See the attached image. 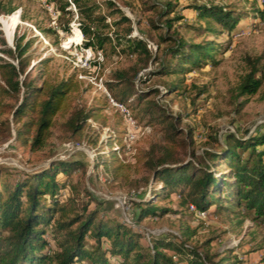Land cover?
<instances>
[{"label": "trees", "instance_id": "trees-1", "mask_svg": "<svg viewBox=\"0 0 264 264\" xmlns=\"http://www.w3.org/2000/svg\"><path fill=\"white\" fill-rule=\"evenodd\" d=\"M47 2L65 16L58 23L64 33L69 31L68 23L74 19L83 46L99 50L105 56L124 51L136 53L132 65L114 70L104 83L115 100L128 108L134 103L148 121L160 125L165 137L164 142H151L133 154L134 166L147 172L150 181L148 196L134 202L138 207L137 221L169 211L156 206L151 195L158 200L178 196L180 204L186 208L192 204L200 211L215 207L234 212L240 208L244 211L243 217H248L252 223L264 221V128L248 132L245 137L228 132L217 149L195 154L191 129L179 128L180 116L171 114L150 98L160 91L135 85V73L149 61L156 62L157 66L147 75L174 76L165 83L163 94L177 92L183 84V76L191 69L215 62L220 44L211 39L186 40L174 31L168 34L173 21L182 18L175 12L177 0L147 5V9L160 7L157 17L162 22L151 20V25L164 28L160 39L168 44L161 58L151 55L143 39L130 35V20L114 0ZM102 5L105 13L101 12ZM183 8L191 9L196 19L204 20L203 27L190 26L197 33L230 35L240 17L234 10L219 4L192 3ZM12 10L9 7L1 12ZM114 14L117 18L112 20L114 28L110 30L106 18ZM23 39L22 35L15 34L12 47H6L5 42L9 41L0 36V46H4L0 47V52L12 59L0 56V116H4L0 118V140L12 133L14 142L32 151L38 150L47 145L51 127L57 125L62 134L77 142L95 143L99 132L108 127L104 112L107 99L103 97V102L84 104L81 101L83 88L75 75L54 78L45 67L47 58L29 65L26 51L30 40ZM245 62L247 70L236 86L238 96L254 94L261 85L259 58L247 56ZM35 68L38 73L32 74ZM203 91L197 89V94ZM115 112L122 118L119 110ZM57 115L62 117L60 122L55 120ZM117 125L109 129L111 134L107 130L106 137L100 141L109 149L107 158L94 164V167L101 164L111 178L126 177L129 172L127 164L111 148L121 140L123 130L118 128L119 120ZM92 133L94 140L89 139ZM184 152L188 155L186 160L180 157ZM221 164L227 171L218 178L215 171ZM79 169H83V164L72 158L52 159L33 172L10 171L0 166V264H180L181 260L184 264H240V260L229 253L214 260L217 256L209 252L208 239L200 250L187 244L192 233L187 229L177 236L167 233L144 237L125 222L101 216L96 209L88 210L93 194L83 188L78 191L75 182L70 180L71 173ZM66 187L70 194L64 197L61 191ZM83 196L85 200L76 210L77 201Z\"/></svg>", "mask_w": 264, "mask_h": 264}, {"label": "rangeland", "instance_id": "rangeland-1", "mask_svg": "<svg viewBox=\"0 0 264 264\" xmlns=\"http://www.w3.org/2000/svg\"><path fill=\"white\" fill-rule=\"evenodd\" d=\"M96 1L102 3V0ZM114 1L115 5L129 18L131 30L135 29L142 39H148L153 43L155 49L150 50L151 55L158 58L163 57V49L168 44L160 39L164 28H154L151 25V20L155 23L162 22V19L157 17V10L160 7L147 9L148 4L162 3L163 0ZM192 3H212L225 6L239 14V21L230 35L225 32L212 34L200 31L197 33L190 26L203 27L205 22L203 19H196V13L191 9L183 8L186 4ZM9 7L13 8L11 12H1ZM101 12H106L104 5L101 6ZM175 12L181 14L182 18L173 21L168 34L176 32L186 40L197 42L202 39H211L220 44L214 56L215 62L191 69L183 76V84L177 92L163 94L165 83L172 80L174 76L147 75L149 70L157 66L156 62L149 61L145 67L139 68L135 73L136 87L140 89L155 87L160 91L159 94L151 95L150 98H154L171 114L180 116L179 128L191 129L192 148L195 154H201L205 149H217L228 132L245 137L248 132L264 128V0H177ZM64 17L47 0H0V36L4 41H9L8 44L5 42L6 47H12L15 34L22 35L23 40L29 39L30 46L26 51L29 56V65L39 59L47 58L45 67L54 78L69 75H75L78 78L80 70L74 68L66 56H71L74 51L73 42L81 39V32L74 19L68 23L67 33L60 30L58 23L63 21ZM116 18L117 14L106 18L110 30L114 28L111 25L112 20ZM214 26L218 28L217 24ZM48 29L54 32L47 31ZM131 36L137 37L136 35ZM0 56L12 60L11 57L1 52ZM247 56L259 58L258 76L261 78V85L254 94L238 96L236 86L247 70L245 62ZM135 60L136 53L127 51L104 55L95 73L101 77L105 85L104 82L111 78L114 70L126 69ZM37 68L32 71V74L38 73ZM79 80L83 88L81 101L84 104L103 102V97L106 98V96L101 89L86 79ZM197 89L204 91L197 94ZM125 106L127 107L126 104ZM128 110L129 115L135 121L133 125H129L123 115L119 118L115 107L107 103L104 112L108 127H104L99 132L95 143L86 140L78 141L83 142L88 150H92V157L83 151L75 150L67 156L71 146H74L77 140L62 134L57 125H54L51 127L47 145L38 150L32 151L27 146L14 142L12 133L0 140V166L10 171L33 172L48 165L52 159L78 160L83 164V169L72 172L70 180L75 182L78 191L83 188L93 194L94 200L88 204V210L96 209L99 215L112 217L121 222H125L127 218L132 224L125 223L144 237L167 233L177 236L187 229L189 233H192L186 243L200 250L201 244L208 239L209 252L217 256L214 260L229 253L231 257L240 260V264H264V221L252 223L248 217H243L244 211L240 208L230 212L211 207L202 215H196L191 213L186 205L180 204L178 196L172 195L158 200L155 199L156 196L151 195L156 206H163L169 211L161 216L137 221L138 207L134 202L148 196L150 181L147 172L138 170L134 166L133 154L141 148H146L151 142H164L165 137L160 125L148 121L147 116L143 115L134 103ZM3 117L0 116V118ZM55 120L60 122L62 117L57 115ZM118 120L120 122L118 128L123 132L120 142L113 143L111 148L117 152L119 159L127 164L129 172L126 177L111 178L101 164L96 167L94 164L102 158H107L106 154L109 149L100 142L101 137H106L107 130L111 134L109 129L116 126ZM90 125L96 128L93 122ZM128 129L133 134V138L125 140ZM10 138L12 141L6 147L1 146ZM89 139L94 140L95 135L90 134ZM180 157L184 160L188 159L185 152L181 153ZM226 171V166L221 164L217 167L215 175L220 178V174ZM7 178L11 180V177ZM61 194L66 197L70 194L69 188L66 187ZM84 200V196L80 197L75 207L76 210L80 209V204ZM240 219H242L241 223H239ZM141 242L143 243V240ZM180 264L184 262L181 260Z\"/></svg>", "mask_w": 264, "mask_h": 264}, {"label": "built area", "instance_id": "built-area-1", "mask_svg": "<svg viewBox=\"0 0 264 264\" xmlns=\"http://www.w3.org/2000/svg\"><path fill=\"white\" fill-rule=\"evenodd\" d=\"M68 1L70 2V0ZM131 35H136L137 37L141 38L139 35H137L135 29L131 30ZM81 40H82V35H81V39L78 42H75V41L73 42L74 51L72 52L71 56L70 57L66 56V58L73 65V67L80 70L78 74V79H86L89 83L95 85L98 89H101L104 95L106 96L107 102L110 105L114 106L115 109L119 110V112L124 116L127 123H129V125L135 124V121L129 115V110L125 106V104L122 102L116 101L111 96V94L109 93L105 85L103 84L101 77H98L97 74L95 73V69H97L99 65L102 63L104 59V55L99 50H93L90 47L83 46L81 44ZM143 41L145 42V46L149 51L155 49L151 41H149L148 39H143ZM68 48H69V45H68ZM88 121L89 123L92 124L91 120L88 119ZM131 138H133V134L128 129L124 139L127 140ZM101 139H103V136L101 137ZM10 141H12L11 138L8 139L6 142L2 143L1 146L6 147ZM114 147L115 149L117 148L116 145ZM122 147L124 150H126L124 146ZM74 150L83 151L86 154L90 155L89 157L93 156L92 150L91 149L88 150V148L84 145L83 142H75V145L71 146V149L68 151L67 156H69ZM88 152H91V153H88ZM188 209L190 211H193V213H195L196 215H202L205 212V211L196 210L194 205L192 204L188 205ZM125 220H126L125 222L132 224V222L127 220V218Z\"/></svg>", "mask_w": 264, "mask_h": 264}]
</instances>
